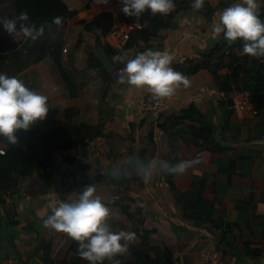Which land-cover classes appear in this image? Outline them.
Returning <instances> with one entry per match:
<instances>
[{
  "label": "crops",
  "instance_id": "1",
  "mask_svg": "<svg viewBox=\"0 0 264 264\" xmlns=\"http://www.w3.org/2000/svg\"><path fill=\"white\" fill-rule=\"evenodd\" d=\"M222 1L228 0H204L197 10L192 0L188 7L174 0L170 11L175 15L173 24L160 29L149 43L140 40L128 55L141 52L140 47L143 51L166 50L174 65L186 68L188 61H198L211 51L212 63L224 62V67L201 68L188 75V86L181 85L166 97L162 109L152 111L141 106L147 87L121 82L119 69L123 67L113 66L109 67L113 81L107 87L98 69L87 66V56L93 49L108 64L104 42L119 49L110 42L112 31L149 26L161 13L147 11L142 21L127 22L120 0H4L0 17L13 18L26 11L28 23L43 26L44 32L33 41L20 31L13 36L0 25V44H14L0 51V72L19 77L26 86L47 96L48 105L58 110V126L94 125L97 133L88 137L87 145L54 155L55 176L50 183L37 175L21 180L17 194L7 200L17 213L13 222L2 220L0 208V264H46L38 247L42 237L53 242V264H64L74 238L44 227L42 221L57 201L78 198L90 183L109 208L106 223L110 229L132 231L137 224L154 229L151 241L168 252L169 264H203L200 252L212 247L222 250L227 264H264V106L256 116L243 115L230 100L241 91L237 83L231 80L229 95L219 83L222 76L232 73L229 65L235 55L241 56L233 65L240 64L237 74L245 83L255 80L264 57L244 58L234 41L214 32V23L228 6H222ZM207 4L213 7L210 15L204 13ZM258 4L259 11L264 0ZM57 17L59 23L54 22ZM95 17L112 23V28L106 34L88 29ZM55 46H59L56 56L76 85V96L51 55ZM191 105L211 122L210 137L201 145L182 137L171 141L159 126L170 114ZM73 107L79 111L67 119L65 110ZM17 135V144L23 146L25 134ZM150 137L154 156L138 181L131 162L137 158L141 163L140 158L149 154L141 151L149 150ZM182 162L191 163L181 171L177 166ZM172 168L177 190L189 192L193 182L199 183L205 198L202 209L205 215L210 214L207 220L195 222L184 217L168 184Z\"/></svg>",
  "mask_w": 264,
  "mask_h": 264
},
{
  "label": "trees",
  "instance_id": "2",
  "mask_svg": "<svg viewBox=\"0 0 264 264\" xmlns=\"http://www.w3.org/2000/svg\"><path fill=\"white\" fill-rule=\"evenodd\" d=\"M4 0H0V7ZM234 0L222 1L223 5H230ZM184 7L191 5V0H181ZM219 4V3H218ZM213 7L207 4V11H204L206 15H210ZM147 12V11H145ZM259 15L264 20V6L259 10ZM174 12L167 14H159L152 19V23L149 26L134 28L130 31L129 38L125 42L124 46L120 49L114 48L110 43L104 42L102 45L98 40L99 46H103L105 54L108 58V64L102 60L99 55L93 50H88L87 66L96 67L99 74L102 77L104 85H109L113 81V75L110 72L109 67L113 66L116 69L124 67V61L114 59L118 55H122L125 52L131 55L132 49L140 41L149 43L150 39L156 36L160 29L169 27L173 24ZM123 18L127 22H131L136 19L134 16H128L125 13ZM143 15L139 17L142 21ZM112 23H105L100 17H95L93 21L87 24L90 30H101L102 34H106L111 28ZM1 43V42H0ZM242 38H238L234 41L233 46H239L242 49ZM14 47V44H0V51H6ZM59 46H55L51 52L52 57L56 61L63 80L69 86L71 94L76 96L78 90L75 83L65 71L60 57L56 56V52ZM141 52H144L140 47ZM212 52L206 53L204 57L198 61L190 60L187 62V67L183 65H175L179 71L186 76L191 73L197 72L201 68L218 69L224 67L223 60H216L211 62ZM249 54H244L243 57L247 58ZM241 56L235 55L232 63L229 65L232 68L231 74H226L220 79L221 89L229 95L232 89L231 80L237 83L239 90H250L252 98L256 103L257 108L264 106V74L261 73L264 68V60L259 66V73L253 82H243L242 77H239L238 69L240 64L233 65ZM225 58V57H224ZM219 61V62H218ZM182 67V68H181ZM240 82V83H239ZM108 87V86H107ZM107 89V88H106ZM104 101V98H102ZM231 104L234 105V99L230 97ZM101 110V108H100ZM78 107L67 108L65 110V117L67 119L74 117L78 113ZM58 110L49 106L47 117L44 120L35 122L28 130H18V133L25 134V140L23 146L17 143L12 145L7 141V138L0 135V143L10 145V149L4 154L0 153V208L1 218L6 222H13L14 216L17 214L16 210L10 209L7 205V200L13 198L17 194L20 182L23 178L37 175L43 182L50 183L54 180L55 176V160L54 155L67 148H73L77 146H84L88 144V137L92 136V133L96 135L93 128L94 125L88 124H75L58 126L56 124ZM159 126L168 133L171 141L176 137H182L186 142H192L197 145H201L204 141L208 140L211 134V122L207 115L201 112L198 108H194L191 105L186 110L180 113L174 112L167 117V120L160 122ZM175 140V139H174ZM173 140V141H174ZM150 148L147 151L142 150L141 153H149L145 157H141V163L137 158H134L131 162L130 169L133 170V176L136 180L141 181L145 175V169L148 166L150 160L154 156V140L149 138ZM124 180V179H123ZM168 184L173 190L175 199L181 205L183 215L187 219L195 222H202L210 217V214L205 215L202 205L205 201L204 194L199 187L198 182H193L192 189L189 192L179 191L173 180V168L168 173ZM2 223V222H0ZM132 231L136 233L133 241H128V250L122 254H116L113 260L105 259L103 264H113V261H119V264H169L171 262L168 252L162 250L159 245L151 241V236L155 232L154 229H148L142 224L134 225ZM226 235H223V238ZM42 249L45 256L46 264H53L54 258L52 256L53 242L47 240L44 237L39 239V246ZM79 242L74 239L69 249V255L65 259L64 264H89V261L78 255Z\"/></svg>",
  "mask_w": 264,
  "mask_h": 264
},
{
  "label": "clouds",
  "instance_id": "3",
  "mask_svg": "<svg viewBox=\"0 0 264 264\" xmlns=\"http://www.w3.org/2000/svg\"><path fill=\"white\" fill-rule=\"evenodd\" d=\"M122 11L137 19L145 11L152 14H167L175 7L174 0H120ZM204 0H192L194 9H201ZM258 0H234L223 8L219 19L214 23V32L223 33L230 43L242 38V52L253 57H264V20L259 15ZM29 14L22 11L13 18L0 17V25L11 35L17 30L25 38L35 41L44 32L43 26L37 28L28 23ZM59 23V18H54ZM124 61L119 69L121 82L130 86L147 87L158 97H169L181 85L188 86V77L175 70L172 56L165 50L147 49L134 56L125 52L114 57ZM49 111L48 97L26 86L17 76L0 72V135L14 145L18 142V130H28L32 125L44 120ZM187 163L177 167L183 171ZM95 185L88 184L79 193L78 198L70 201H57L51 208V214L43 219L44 227L64 231L79 242L78 255L89 264H103L105 259L112 260L116 254L127 252L128 242L135 239L136 233L128 230L112 231L106 223L109 208L99 195L95 194ZM119 264V261H113Z\"/></svg>",
  "mask_w": 264,
  "mask_h": 264
},
{
  "label": "built area",
  "instance_id": "4",
  "mask_svg": "<svg viewBox=\"0 0 264 264\" xmlns=\"http://www.w3.org/2000/svg\"><path fill=\"white\" fill-rule=\"evenodd\" d=\"M131 30L116 29L109 34L110 42L117 48H122L129 38ZM19 32V29L17 30ZM67 47L64 48V51ZM171 66L179 71L173 63ZM180 88V87H179ZM175 91V93L179 90ZM174 93V94H175ZM166 97L154 96L150 91L147 92L141 99V106L144 110L157 111L163 108L165 105ZM234 107L243 115L256 116L259 114V108H257L255 101L252 98L251 92L248 89L237 92L234 97ZM10 149L9 144L0 143V153L4 154ZM200 260L203 264H227L223 252L221 249L212 247L206 248L200 252Z\"/></svg>",
  "mask_w": 264,
  "mask_h": 264
}]
</instances>
